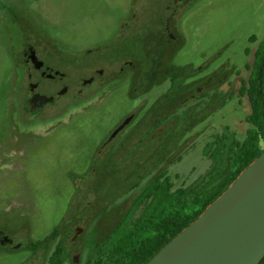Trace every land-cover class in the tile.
I'll list each match as a JSON object with an SVG mask.
<instances>
[{"label": "rangeland", "instance_id": "374dc122", "mask_svg": "<svg viewBox=\"0 0 264 264\" xmlns=\"http://www.w3.org/2000/svg\"><path fill=\"white\" fill-rule=\"evenodd\" d=\"M130 1L140 21L163 0H0V264H47L59 243L64 264H83L122 221L140 217L145 205L135 209L136 201L156 177L169 175L175 189L207 184L209 146L218 137L241 141L251 128L249 102L238 90L264 40V0H192L174 58L181 76L178 113L172 104L150 101L147 122L133 127L134 149L100 145L121 119L141 111L139 91L125 86L103 103L85 102L66 119L49 120L64 106L49 108L40 121L32 118L22 29L49 36L54 64L71 62L115 38ZM59 64L54 68L66 73L65 83L87 78L92 69ZM205 76L208 97L191 100ZM147 129L142 148L135 141ZM127 153L131 163L124 161ZM225 179L218 175L206 190Z\"/></svg>", "mask_w": 264, "mask_h": 264}, {"label": "flooded vegetation", "instance_id": "af4514ba", "mask_svg": "<svg viewBox=\"0 0 264 264\" xmlns=\"http://www.w3.org/2000/svg\"><path fill=\"white\" fill-rule=\"evenodd\" d=\"M192 2L163 0L156 3V12L152 14L153 16L142 15L143 18L139 21L136 12L140 9L138 6H132L133 2L130 1L127 17L120 24L115 38L108 43L95 46L92 51L87 50L84 56L71 59V62L65 58L57 62L61 65L73 63L87 69L92 67L87 78L81 77L76 82L65 83L64 79L68 78L66 73L54 68L57 64H54L48 55L52 49L48 35L32 26L22 29L23 62L27 69L32 70L27 75V79H32V82H28L26 90L28 94L26 101L31 104L32 118L40 121L49 108L60 109L64 106L58 116L49 120L66 119L76 113V109L85 102L93 99L103 103L109 99L117 86H125L132 91H139L143 101L141 111L139 114L131 113L121 119L100 145L111 146L114 150L134 149L136 146H133V127L138 121L142 126L147 122L150 101L157 100L159 103L157 107L172 104L173 115L178 113L181 76L180 67L175 64L174 58L181 45V17L191 9ZM90 52L93 53L92 61L86 59ZM170 57L173 58L172 61ZM159 79L161 83H158ZM204 80L202 88L205 91L197 88L191 100L203 95L204 98L208 97L206 76ZM43 81H50L52 85L45 86ZM156 85L159 92L151 95L152 86ZM19 102L22 103L21 100ZM175 117L174 119H177ZM124 122L125 125L121 127ZM157 124L158 121L155 125ZM148 134L147 129L135 144H140L142 148L147 147ZM175 140L176 138H173V141ZM132 158L131 153H127L124 156L125 163H131Z\"/></svg>", "mask_w": 264, "mask_h": 264}, {"label": "trees", "instance_id": "16d2710c", "mask_svg": "<svg viewBox=\"0 0 264 264\" xmlns=\"http://www.w3.org/2000/svg\"><path fill=\"white\" fill-rule=\"evenodd\" d=\"M247 80L238 90L247 98L251 125L243 140L218 137L209 146L212 170L206 182L225 173L226 179L214 191L207 184L194 189L174 188L167 174L156 177L141 193L135 209L145 205L140 217L122 221L83 264H146L164 245L193 222L215 201L249 164L264 151V40L259 44ZM65 246L57 244L47 264H64ZM259 264H264V258Z\"/></svg>", "mask_w": 264, "mask_h": 264}, {"label": "water", "instance_id": "95a60500", "mask_svg": "<svg viewBox=\"0 0 264 264\" xmlns=\"http://www.w3.org/2000/svg\"><path fill=\"white\" fill-rule=\"evenodd\" d=\"M263 258L264 151L146 264H259Z\"/></svg>", "mask_w": 264, "mask_h": 264}]
</instances>
